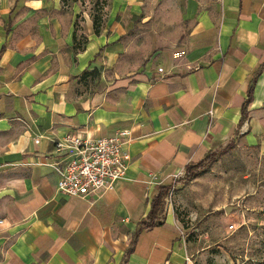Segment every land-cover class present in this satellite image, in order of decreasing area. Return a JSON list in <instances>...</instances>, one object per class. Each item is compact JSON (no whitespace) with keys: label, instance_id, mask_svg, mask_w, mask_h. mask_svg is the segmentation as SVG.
Instances as JSON below:
<instances>
[{"label":"crops","instance_id":"obj_1","mask_svg":"<svg viewBox=\"0 0 264 264\" xmlns=\"http://www.w3.org/2000/svg\"><path fill=\"white\" fill-rule=\"evenodd\" d=\"M132 1L111 0L98 33L82 11L80 45L76 3L0 0V264L216 263L165 202L159 224L141 222L161 185L219 146L264 157V0H176L160 11L175 22L143 46L115 20L139 15ZM119 129L125 178L84 198L59 192L51 140Z\"/></svg>","mask_w":264,"mask_h":264},{"label":"rangeland","instance_id":"obj_2","mask_svg":"<svg viewBox=\"0 0 264 264\" xmlns=\"http://www.w3.org/2000/svg\"><path fill=\"white\" fill-rule=\"evenodd\" d=\"M64 3H76L81 10L74 23L80 45L85 42L87 18L81 16L82 11L90 19L96 18L99 27L109 19L111 0ZM177 4L176 0H133L131 6L140 10L139 15L133 13L130 17L125 11L115 20L120 24L131 22L143 46L145 38L155 36L154 31L158 32L163 21L175 22L172 15L160 16V11L172 12L178 9ZM212 153V160L197 179L186 180L185 169L173 177L177 188L171 187L165 203L172 208L187 238H194L199 246H208L215 264H264V157L238 150L232 142ZM231 224L234 226L229 229Z\"/></svg>","mask_w":264,"mask_h":264},{"label":"built area","instance_id":"obj_3","mask_svg":"<svg viewBox=\"0 0 264 264\" xmlns=\"http://www.w3.org/2000/svg\"><path fill=\"white\" fill-rule=\"evenodd\" d=\"M158 71H162V68H158ZM130 140L128 129H119L111 135L99 137L69 132L51 140L52 151L58 159L45 164L56 173L59 192L84 198L111 190L118 180L125 178L129 154L124 150V145ZM34 141L37 143L39 138ZM233 226L231 224L228 228L232 229Z\"/></svg>","mask_w":264,"mask_h":264},{"label":"trees","instance_id":"obj_4","mask_svg":"<svg viewBox=\"0 0 264 264\" xmlns=\"http://www.w3.org/2000/svg\"><path fill=\"white\" fill-rule=\"evenodd\" d=\"M92 24H93V29L95 33L99 32V25L96 22V18L92 17ZM75 38V35H73V39ZM81 47V46H79ZM261 68H259L256 72L253 73L252 78L249 82L248 89H247V98L243 102L241 106V117L243 118L246 115L247 111V104L251 100L252 96V88L255 83V80L257 78V75L259 74ZM84 74V73H83ZM213 158V153L212 151L209 152L204 158L201 160L197 161L195 164H189L185 166V171H186V180L192 179L194 176L200 174L203 169L208 165V163L212 160ZM170 186L169 185H161L159 187V190L157 191L156 195L153 197L151 201V206L150 210L147 214L146 219L141 222L143 227H150L153 225L159 224V217L163 212V207H164V202L165 198L168 194ZM130 249H128L129 251Z\"/></svg>","mask_w":264,"mask_h":264},{"label":"water","instance_id":"obj_5","mask_svg":"<svg viewBox=\"0 0 264 264\" xmlns=\"http://www.w3.org/2000/svg\"><path fill=\"white\" fill-rule=\"evenodd\" d=\"M228 210H229V209H228V207H227V208L225 209V211L228 212Z\"/></svg>","mask_w":264,"mask_h":264}]
</instances>
